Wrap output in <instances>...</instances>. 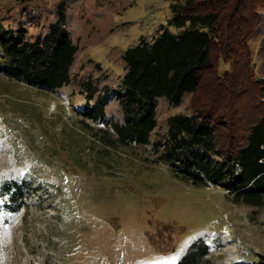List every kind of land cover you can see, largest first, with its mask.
I'll return each mask as SVG.
<instances>
[{
    "label": "rangeland",
    "instance_id": "374dc122",
    "mask_svg": "<svg viewBox=\"0 0 264 264\" xmlns=\"http://www.w3.org/2000/svg\"><path fill=\"white\" fill-rule=\"evenodd\" d=\"M183 1L0 0V22L23 24L32 39L48 33L64 3L79 46L71 83L55 93L0 73V264H178L199 239L210 245V264L264 256V206L235 204L223 187L183 182L153 161L168 119L193 114L192 94L179 106L159 99L147 147L109 148L95 136L123 121L117 92L126 51L154 39ZM260 11L251 48L264 79ZM99 97L107 98L104 124L85 117ZM8 184L25 189L19 212L7 211Z\"/></svg>",
    "mask_w": 264,
    "mask_h": 264
},
{
    "label": "trees",
    "instance_id": "16d2710c",
    "mask_svg": "<svg viewBox=\"0 0 264 264\" xmlns=\"http://www.w3.org/2000/svg\"><path fill=\"white\" fill-rule=\"evenodd\" d=\"M262 7L264 0L174 3L160 33L152 40L142 37L126 51V73L117 92L123 121L95 136L109 148L147 147L159 125V99L179 106L192 94L193 114L168 119L165 140L153 147V161L169 166L183 182L223 187L235 204L264 206V79L255 75L251 48ZM67 25L64 3L57 21L37 39L23 24L0 22V73L45 93L69 85L79 46ZM222 64L230 69L221 71ZM106 106L107 98L99 97L85 117L104 124ZM24 190L4 186L8 212L25 207ZM210 255V245L199 239L178 264H210ZM252 264H264V256Z\"/></svg>",
    "mask_w": 264,
    "mask_h": 264
},
{
    "label": "bare ground",
    "instance_id": "6f19581e",
    "mask_svg": "<svg viewBox=\"0 0 264 264\" xmlns=\"http://www.w3.org/2000/svg\"><path fill=\"white\" fill-rule=\"evenodd\" d=\"M6 155H7V154H6ZM4 159H5V158H4ZM2 160H3V158H2V156H1V157H0V162H1ZM5 163H6V162H5ZM5 163H4V164H5ZM7 165H8V164H7ZM2 172H3V171H2Z\"/></svg>",
    "mask_w": 264,
    "mask_h": 264
}]
</instances>
